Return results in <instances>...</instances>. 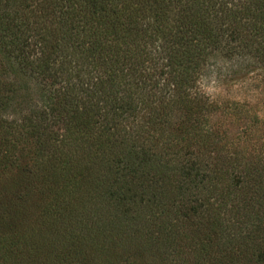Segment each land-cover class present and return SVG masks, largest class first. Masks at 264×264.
Here are the masks:
<instances>
[{
  "label": "trees",
  "instance_id": "trees-1",
  "mask_svg": "<svg viewBox=\"0 0 264 264\" xmlns=\"http://www.w3.org/2000/svg\"><path fill=\"white\" fill-rule=\"evenodd\" d=\"M217 72L264 74V0H0V264H264V119Z\"/></svg>",
  "mask_w": 264,
  "mask_h": 264
},
{
  "label": "rangeland",
  "instance_id": "rangeland-1",
  "mask_svg": "<svg viewBox=\"0 0 264 264\" xmlns=\"http://www.w3.org/2000/svg\"><path fill=\"white\" fill-rule=\"evenodd\" d=\"M232 78L217 72L204 80L201 86L212 97L247 103L248 111L245 115L254 114L264 119V74L250 72L241 78L238 77L237 81ZM244 124L245 121L242 125ZM263 141L264 136L261 138V142Z\"/></svg>",
  "mask_w": 264,
  "mask_h": 264
}]
</instances>
